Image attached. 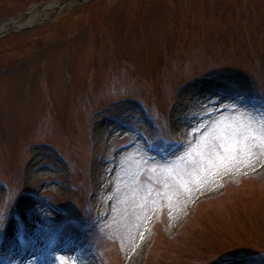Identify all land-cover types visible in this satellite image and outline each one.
I'll list each match as a JSON object with an SVG mask.
<instances>
[{
    "label": "rangeland",
    "instance_id": "374dc122",
    "mask_svg": "<svg viewBox=\"0 0 264 264\" xmlns=\"http://www.w3.org/2000/svg\"><path fill=\"white\" fill-rule=\"evenodd\" d=\"M0 29V264L21 236L37 264H264V0H0ZM237 96L248 145L212 120Z\"/></svg>",
    "mask_w": 264,
    "mask_h": 264
},
{
    "label": "bare ground",
    "instance_id": "6f19581e",
    "mask_svg": "<svg viewBox=\"0 0 264 264\" xmlns=\"http://www.w3.org/2000/svg\"><path fill=\"white\" fill-rule=\"evenodd\" d=\"M55 4L56 3H54L53 5ZM1 30L2 29H0V31ZM239 101H242V102L239 103ZM237 103L240 106L235 113H227V112L218 113L212 120L215 123V126L217 127L218 130L226 129V127L227 128L230 127V129L232 127H234L233 129L243 128L244 132L243 133L240 132L239 135L241 136V139L244 145H248L250 142V139H252V137L254 136L253 131H255V128H257V126L255 124V128H254L253 123L250 124L252 126L251 127L252 129L249 127L243 126L244 125L243 117L245 116V114H247V116L249 114L248 108H246L245 106L246 105L245 99L241 98L240 96H237ZM252 121H253V118H252ZM182 127L186 129L188 126L183 125ZM262 135L264 136V132L262 133ZM136 154L138 155V153L135 150L125 152V153L123 152L121 154L118 160L117 166L118 168L120 167L122 172L120 173L117 171V173L116 172L114 173L113 178H112L113 181L115 182L114 186L120 183H123L125 180H128L129 177L132 175V173L137 167V163L139 162ZM252 155H254V153L251 152V154L248 157V160L252 159ZM31 232L33 233L32 230ZM12 234L13 233H11V235L9 236H13ZM26 244H29L27 240L26 242H24V244L21 243L20 241L19 242L15 241V238L14 240H11L8 243V246H6L7 250L5 252L7 253V256L10 257V258L6 257L4 259L6 264H37L41 256V255L38 256V254L41 252V250H43V248H45L44 241H41V242L39 241L37 244H35V246L29 245L30 247H27Z\"/></svg>",
    "mask_w": 264,
    "mask_h": 264
}]
</instances>
